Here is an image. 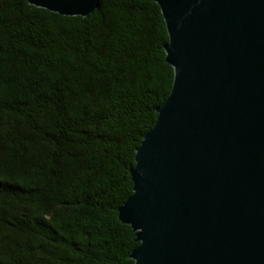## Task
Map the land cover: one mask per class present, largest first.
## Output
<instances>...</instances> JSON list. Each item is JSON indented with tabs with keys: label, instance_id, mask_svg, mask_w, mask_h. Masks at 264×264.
<instances>
[{
	"label": "trees",
	"instance_id": "16d2710c",
	"mask_svg": "<svg viewBox=\"0 0 264 264\" xmlns=\"http://www.w3.org/2000/svg\"><path fill=\"white\" fill-rule=\"evenodd\" d=\"M168 42L154 0H0V264L133 263L119 210L173 88Z\"/></svg>",
	"mask_w": 264,
	"mask_h": 264
},
{
	"label": "water",
	"instance_id": "95a60500",
	"mask_svg": "<svg viewBox=\"0 0 264 264\" xmlns=\"http://www.w3.org/2000/svg\"><path fill=\"white\" fill-rule=\"evenodd\" d=\"M88 17L101 0H27ZM174 83L120 208L132 264H264V0H154Z\"/></svg>",
	"mask_w": 264,
	"mask_h": 264
},
{
	"label": "bare ground",
	"instance_id": "6f19581e",
	"mask_svg": "<svg viewBox=\"0 0 264 264\" xmlns=\"http://www.w3.org/2000/svg\"><path fill=\"white\" fill-rule=\"evenodd\" d=\"M114 162V161H113Z\"/></svg>",
	"mask_w": 264,
	"mask_h": 264
}]
</instances>
